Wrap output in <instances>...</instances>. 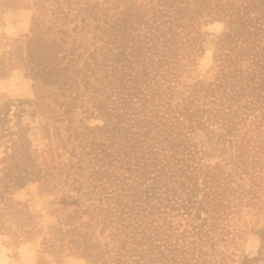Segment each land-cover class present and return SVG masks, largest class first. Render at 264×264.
<instances>
[{
  "label": "trees",
  "instance_id": "obj_1",
  "mask_svg": "<svg viewBox=\"0 0 264 264\" xmlns=\"http://www.w3.org/2000/svg\"><path fill=\"white\" fill-rule=\"evenodd\" d=\"M23 1L37 36L26 55L17 39L0 44V79L35 63L34 78L59 96L56 113L69 115L68 136L41 155L46 173L69 151L99 195L86 206L62 195L75 215L46 243L90 264H264V0ZM216 22L224 28L202 74ZM10 106L0 94L2 178L32 161L1 128ZM10 184L0 181V231L17 242L30 218Z\"/></svg>",
  "mask_w": 264,
  "mask_h": 264
},
{
  "label": "rangeland",
  "instance_id": "obj_2",
  "mask_svg": "<svg viewBox=\"0 0 264 264\" xmlns=\"http://www.w3.org/2000/svg\"><path fill=\"white\" fill-rule=\"evenodd\" d=\"M34 13L35 9L27 7L23 0H0V44L11 43L13 39H17L24 46L23 52L26 55L32 45L29 40L37 36L35 28L32 29ZM223 28L221 22L206 27L208 45L207 53L201 61L202 74L213 61L214 43ZM86 38L89 41L84 47L92 50L93 43L97 41V37L93 36V30ZM76 45H79V42ZM34 64L25 60L18 68L9 71L8 76L0 79V94L3 101H8L11 105L8 120L1 128H7L8 135L12 133L13 139L24 141L28 149L27 157H31L32 160L22 167L11 166L10 170L16 172L9 178L0 177V181H8L14 186L11 193L19 206L25 205L30 219L24 230L31 231L21 234V239L17 242L8 233L0 231V264H90L85 256L75 251L58 252V245L49 246L45 241L50 237L49 231L56 229L60 219L68 220L70 215H75L76 205L63 207L59 204L62 195L78 197L84 206L91 203L98 205L99 195L95 189V181L88 177L89 171L73 165L72 162H76L77 157L76 154L70 155L69 151L63 154L64 164L52 166L50 174L46 173L47 169L41 155L47 149L55 147L58 137L68 136L69 115L62 116L56 113L62 109L57 103L59 96L42 79L34 78L32 71L37 69ZM78 66L83 68V59ZM80 118L81 115H77L72 128L73 125L78 127ZM84 122L88 126L102 124L101 119H88ZM36 158L39 159L37 163ZM33 162L36 165L33 166ZM39 168L44 170L41 172ZM3 174L5 173L0 175ZM14 181L24 182L16 188ZM74 185H82L80 191L73 190ZM101 197L103 198L102 195ZM256 216L257 222L261 224L264 221V212ZM244 240L247 251L258 250L259 240L254 235L247 234Z\"/></svg>",
  "mask_w": 264,
  "mask_h": 264
}]
</instances>
